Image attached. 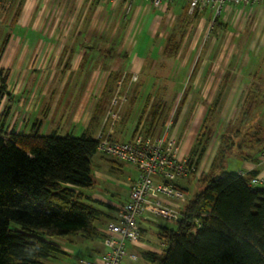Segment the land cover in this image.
I'll use <instances>...</instances> for the list:
<instances>
[{
	"label": "rangeland",
	"instance_id": "374dc122",
	"mask_svg": "<svg viewBox=\"0 0 264 264\" xmlns=\"http://www.w3.org/2000/svg\"><path fill=\"white\" fill-rule=\"evenodd\" d=\"M2 5L3 3L1 7ZM83 6L78 14L73 15L70 22L60 23V28L56 31L54 38L47 41L48 48L44 45L35 48L61 49L51 55L53 59L49 73L52 74L55 71V76H52L57 80L61 78L60 73L64 67H76L75 64L80 63L76 71L72 72L71 77L72 79L83 78L87 77L83 70L90 65V59L93 56H96L92 64L95 69L100 66L99 58L101 57L119 58L117 60L119 69L112 72L104 95L112 94L111 101L114 98L128 101L126 104L128 116L134 113L140 115V122L146 116L150 118L151 111L157 105H162L160 126L153 134L162 136L169 123L168 134L171 133L175 137L177 148H182V158L196 159V162L198 160L197 166L200 173L217 170L218 154L220 149L224 148L219 140L220 135L229 134L235 130L244 134L257 126V115L264 109V102L260 100L249 103L245 101L249 91H255L257 88L264 94V5L230 7L223 10L219 14V20L222 25L225 24V28L217 27L213 23V14L210 11L195 15V17L191 16L185 32L186 37L173 58L168 57V49L173 42L180 39V16L176 14L178 12L173 13V10L166 6L162 9L165 12L163 34L167 26L168 36L162 42L159 38L155 39L154 44L157 49L154 53L151 49L145 48L146 43H143L140 37L137 48L135 44L137 38L128 45L125 41L126 37L124 39V33L116 40L112 33L115 22L108 21L109 18H106V23L104 22L97 30L101 15L94 20V9L89 8L90 4H87L85 8ZM129 15H125L123 7L120 20V29L123 28V32L131 22ZM6 29L0 27V44L4 33L9 32ZM87 31V38L84 41L82 39ZM68 49H72V52L69 53ZM80 49H89L83 55L85 58H80L81 53H74L79 52ZM94 49L100 50L95 51ZM103 49H114V51L108 55ZM132 55H134L132 60L136 61L138 69L133 74H128L125 72V64L130 63L128 59L130 60ZM137 57L141 60L135 59ZM108 63L110 60L106 59L103 64ZM48 65L49 61L44 69L46 73ZM72 79L63 86L62 101L68 98L79 99V90H82V86L79 87L77 82L72 84ZM117 81L119 84L116 85ZM48 83L44 87L42 96H45ZM76 87L79 88L76 89ZM117 88L120 89L119 93ZM5 103H2L0 110L4 108ZM104 104L102 101L99 107ZM28 110L27 113L33 111L32 106ZM57 110L60 111L58 108ZM179 116L181 119L178 126ZM61 117L64 116L61 114ZM56 121L53 120V122ZM59 121L57 124L61 125ZM64 122L62 130L53 132L59 136L72 134L79 137L82 134V131L70 129H67L70 133H65L66 115ZM1 123H4L3 116ZM89 134L96 137L98 133ZM252 134L255 132L253 131ZM238 168V155L229 156L225 170L237 172ZM92 172L95 177L94 186L92 189L84 190V194L97 195L100 199L112 203L125 201V190L129 192L135 180L132 178L137 176L133 166L98 151L92 158ZM193 176L185 179L187 186L184 188L181 186L182 180L178 182L185 190V198L181 200L183 204L202 187L198 179L195 180ZM98 207L104 209L100 204ZM154 223L151 222L152 225L146 227L149 234L159 228ZM158 223H164L171 229L176 228L175 222H165L161 218L158 219ZM49 240L55 241L56 239Z\"/></svg>",
	"mask_w": 264,
	"mask_h": 264
},
{
	"label": "trees",
	"instance_id": "16d2710c",
	"mask_svg": "<svg viewBox=\"0 0 264 264\" xmlns=\"http://www.w3.org/2000/svg\"><path fill=\"white\" fill-rule=\"evenodd\" d=\"M0 1V27L9 30L0 44L1 61L20 7L11 8L14 0ZM190 18L186 4L179 22L180 39L169 48V58L179 51ZM213 23L222 28L219 18ZM7 79L8 71L0 67V105L3 98L10 97ZM255 98L249 91L247 100ZM2 116L0 113V121ZM3 125L0 264H44L61 255L49 239L79 235L94 241L103 237L96 226L100 210L88 204L83 193L95 183L94 137L86 132L79 137L7 132ZM220 139L224 148L218 154L217 170L201 173L198 183L202 187L184 204L176 228H162L163 252L143 255L149 264H264V187L248 188L246 180L256 172L246 173L243 179L237 172L225 170L226 160L234 152L250 160L264 154V122L244 134L235 130Z\"/></svg>",
	"mask_w": 264,
	"mask_h": 264
},
{
	"label": "crops",
	"instance_id": "0c3cea01",
	"mask_svg": "<svg viewBox=\"0 0 264 264\" xmlns=\"http://www.w3.org/2000/svg\"><path fill=\"white\" fill-rule=\"evenodd\" d=\"M87 4H90L89 8L94 9V20L101 15L97 30L104 22L106 23V18H109L108 21L115 22L112 33L116 37V40H118L120 36L122 37V34L124 33V39L126 37L125 41L128 45L130 44L129 42L133 43L134 39L137 38L135 43L137 48L139 47L138 39L140 37L141 41L146 43L145 48L151 49V51L155 53V49H157V46L154 44L155 39L159 38V41L162 42L168 36L167 26L165 28V34H163L162 27L165 12L162 11V9L165 6L166 8H171L173 13L178 12L176 14L177 16H180L181 19V13L187 3L185 1H176L171 5H164L163 8L158 9L146 0H133L132 8L129 13L130 15L128 14L131 22L128 23L127 29L123 32V28L120 29V20L122 18L123 7L125 10L124 1H120L116 4H102L96 0H14V2L11 3V8L13 6L12 9L15 8L18 10L20 7V10L16 20V27L0 61V67L8 71L6 84L10 97L3 98L1 105L3 102H6L4 106L5 109L3 108L0 110V113L2 112L3 114V126L7 132L14 131L15 133L25 134L37 132L39 135L51 134L54 130L58 131L64 128L63 124L65 123V115L67 116L65 133H70V131L67 130L70 129L78 132L82 131L81 133H94L96 135L99 129L103 127L107 128L110 125L111 121L109 120L105 123V118L113 96L112 94L105 96L104 93L105 87L108 85L113 74L112 72L119 69V63L117 61L119 58L117 59L113 56L111 58L101 57L99 58L100 66L98 69H95L92 64L95 61L96 56H93L90 59V65L83 70L87 77L72 79V72L74 70L76 71L77 66L80 64L76 63V67H64L60 73L61 78L56 80L52 76H55L56 72L54 71L52 74L49 73L50 66H52L51 60L53 59L51 55L61 49H35L43 47V45L45 48H48L49 44L47 41L54 38L56 31L60 28V23L64 21L70 22L73 15L78 14V11H80L82 6H87ZM85 6L83 7L85 8ZM206 12L207 11L202 13ZM188 16L191 17L189 13ZM215 18L213 17V21ZM225 27V24L222 25V28ZM187 28L188 26L184 31H186ZM179 32H181V29ZM87 33L88 31L84 34L82 40L86 41ZM185 37L186 33L184 39ZM68 50L69 53L72 52V49ZM88 50L89 49H80L79 52L75 51L74 53H81L82 56L80 58L82 59L85 58L83 55L87 53ZM94 50L99 51L100 49ZM103 50L108 55H111L114 51V49ZM106 59L110 60V63L107 65L103 64ZM132 59H134V55L130 57V60L128 59V62L130 63L128 65L125 64V72L128 74H133L138 69V67H136V61H133ZM135 59L141 60L140 57ZM48 61L49 65L46 73L44 72V69L48 64ZM70 79H72V84L77 82L79 87L82 86V90H79V99L73 100L68 98L67 100L62 101L61 92H64L62 91L63 86L65 83H68ZM47 82H49L47 84L48 88L45 90V96H42V92ZM130 83L132 82L130 81ZM117 84H119V81L116 82V85ZM79 87H76V89ZM117 92L119 93L120 89L117 88ZM253 93L256 95V98L252 101H249L246 98V103L256 100L264 102V94L259 88L253 91ZM95 94H97L96 97H94ZM260 94L261 96L258 97ZM102 101H104L105 104L102 107H99V103ZM127 103L128 101L123 100L120 104L118 119L112 127V137L116 140L128 141L137 132H141L143 136H156L153 133H156L160 126L163 106L157 105L155 109L151 111L149 115L150 118H147L145 115L146 117L140 122V115L134 113L132 116H128V110L126 107ZM1 105L0 109L2 108ZM31 106L33 111L27 113V111H29L28 108ZM57 108L60 111H58ZM61 114L64 117H61ZM180 119L181 116L177 119L178 126ZM53 120L57 121L53 122ZM146 120L147 122H145ZM58 121L61 125L57 124ZM263 122L264 109L257 115L256 125ZM223 134L219 137L220 142V138ZM181 149L178 148L177 156L180 159H185L182 158L183 155ZM236 154L237 153L234 152L230 157L237 156ZM238 158L239 168L237 172H256L257 176H264V154L258 155L255 160L241 158L239 156ZM193 177L195 180L199 178L196 175ZM132 179L136 178L134 177ZM185 179H182L181 186L183 188L184 186H187ZM259 187H264V184H261ZM183 188L182 190L185 193ZM83 193L85 192L83 191ZM85 197H87L86 202L88 204H91L100 210L101 214L96 226L103 236L106 225L115 220L116 207L120 203L107 202L106 200L97 197V195L85 194ZM125 197V200H127V189L125 190ZM98 204L102 205L104 209L98 207ZM151 222L154 221L147 220L140 222V242L136 245H128V254L137 256V260L132 261L131 259L126 258L124 264H149V262L143 257L145 253L160 254L163 252L164 244L161 240V231L162 228L167 226L164 223H158L157 220L154 225L157 227L159 226V228L149 234L146 227L152 225ZM51 242L60 248L62 254L48 258L44 264H79L80 259L96 258L105 251L102 237L94 241H88L84 240L79 235H72Z\"/></svg>",
	"mask_w": 264,
	"mask_h": 264
},
{
	"label": "built area",
	"instance_id": "2783aa9c",
	"mask_svg": "<svg viewBox=\"0 0 264 264\" xmlns=\"http://www.w3.org/2000/svg\"><path fill=\"white\" fill-rule=\"evenodd\" d=\"M93 1V0H89ZM99 3L116 4L124 1L125 15L132 8L133 0H96ZM156 8L176 1H185L190 15L212 11L213 17L230 7L263 4L264 0H146ZM0 1V7H1ZM122 99L114 98L105 118L110 125L101 128L96 137L98 152L112 156L133 166L137 177L129 189L127 200L116 207L115 220L106 225L102 237L105 251L96 258L80 259L79 264H124L126 258L132 261L137 256L128 254V245H136L141 240L140 222L159 218L176 222L181 218L185 193L179 181L191 175L199 177L196 160L180 159L175 137L169 133V123L162 136H143L137 132L130 140L120 141L112 137V127L118 119ZM246 179L244 171L237 172ZM248 188L254 189L264 184V176L256 175L246 180Z\"/></svg>",
	"mask_w": 264,
	"mask_h": 264
}]
</instances>
